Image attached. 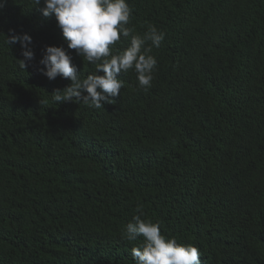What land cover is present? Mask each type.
Instances as JSON below:
<instances>
[{"label": "trees", "instance_id": "1", "mask_svg": "<svg viewBox=\"0 0 264 264\" xmlns=\"http://www.w3.org/2000/svg\"><path fill=\"white\" fill-rule=\"evenodd\" d=\"M127 2L136 33L152 24L165 39L152 50L157 68L151 87L139 88L131 69L118 74L123 87L104 112L53 101L52 92L70 83L49 80L40 71L39 61L56 34L38 25L40 12L32 0H0V264H135L131 249L143 237L125 241L122 229L138 204L162 229L165 220L177 221L176 231L164 226L165 232L203 252L224 234L231 242L243 235L240 250L218 256L222 264H246L248 244L258 234L264 243V183L252 190L256 202H242L244 215L237 216L218 161L198 185L185 182L178 169L171 170V158L153 169L150 157L159 160L142 134L146 123L172 125L164 138L182 151L178 157H208L225 147L230 133L211 122L223 89L233 92L227 74L242 71L254 90L264 79V50L258 47L264 0ZM10 29L32 37L34 59L26 70L17 62L23 58L19 42L5 43ZM128 44L121 38L113 51ZM78 69L83 78L94 65L83 62ZM258 119L253 136L240 141L264 159V110ZM183 125L194 137L187 143V135L180 147L177 133ZM206 135L218 147L201 148ZM260 248L264 255V244Z\"/></svg>", "mask_w": 264, "mask_h": 264}, {"label": "clouds", "instance_id": "2", "mask_svg": "<svg viewBox=\"0 0 264 264\" xmlns=\"http://www.w3.org/2000/svg\"><path fill=\"white\" fill-rule=\"evenodd\" d=\"M32 4L40 12L38 25L56 34L55 39H50L53 40V45L46 46L39 61V66L42 67L40 71L49 80L70 82L63 89L52 92L55 103H82L87 107L107 112L123 87V81L118 78V74L127 73L130 69L136 73L139 88L147 90L151 87L157 68V59L152 50L161 46L165 33L152 24L147 25L143 34L136 33L129 26L132 8L127 0H32ZM9 32L10 35L5 34V43L10 46L19 42L23 58H17V62L21 70H26L34 59L32 37L27 33L17 34L11 29ZM62 38L65 41L59 42ZM121 38L128 40L129 44L126 48L114 52L113 46L120 42ZM258 42V47L264 50V38ZM83 62L94 65V70L82 78L78 67ZM227 76L231 79V83L225 79L227 86H230L233 92L223 89L224 93L215 109V120L211 122L212 125L230 133L225 147L222 148L221 160L222 149L203 158L192 156L190 153L178 157L177 154L182 151L179 152L173 142L168 146L164 138L172 130V125L162 128L155 127L153 122L146 123L142 134L146 138V145L155 148L152 157L159 160L155 161L150 157L149 164L153 165V169L163 164L167 157L171 158L174 162L171 170L178 169L179 179L185 182L198 185L197 182L210 175L217 167L218 161L221 164L218 169L222 172L230 191L229 200L233 212L237 216H243L240 204L244 201L256 202L252 190L256 186L257 192L259 184L264 183L262 155L252 146H243L240 141V137L245 134L252 137L251 127H257L261 123L258 115L264 110V99L260 97L264 94V79L259 80L254 90L248 85L251 77L244 76L242 71H230ZM244 99L247 102L240 103ZM158 126H161V123ZM191 129L185 125L180 128L177 133L180 135V147L185 144L187 135H190L187 143L194 137V131H190ZM210 146L218 147L215 139L206 135L200 147ZM245 172L247 176L238 179ZM202 187L205 190L212 189L204 184ZM160 197L163 195L157 196L155 200ZM214 223L217 229H221L219 221ZM164 226L176 231L177 221L165 220L162 229L160 222L145 218L142 204L137 205L131 221L122 229V239L125 241L133 242L143 237L144 242L131 249L135 264H222L218 256H224L228 251L236 252L243 245V235L231 242L224 234L223 240L216 241L203 252L198 244L177 243L176 237L167 234ZM259 235L247 246L246 264L264 262L260 248L264 243Z\"/></svg>", "mask_w": 264, "mask_h": 264}]
</instances>
